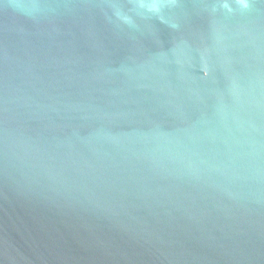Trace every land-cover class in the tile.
Masks as SVG:
<instances>
[{"label": "water", "instance_id": "water-1", "mask_svg": "<svg viewBox=\"0 0 264 264\" xmlns=\"http://www.w3.org/2000/svg\"><path fill=\"white\" fill-rule=\"evenodd\" d=\"M0 264H264V0H0Z\"/></svg>", "mask_w": 264, "mask_h": 264}]
</instances>
